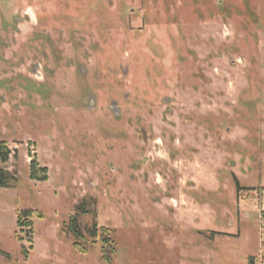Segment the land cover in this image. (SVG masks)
Returning <instances> with one entry per match:
<instances>
[{"label":"rangeland","instance_id":"obj_1","mask_svg":"<svg viewBox=\"0 0 264 264\" xmlns=\"http://www.w3.org/2000/svg\"><path fill=\"white\" fill-rule=\"evenodd\" d=\"M0 140V264H264V0H0Z\"/></svg>","mask_w":264,"mask_h":264},{"label":"trees","instance_id":"obj_2","mask_svg":"<svg viewBox=\"0 0 264 264\" xmlns=\"http://www.w3.org/2000/svg\"><path fill=\"white\" fill-rule=\"evenodd\" d=\"M10 153V150L6 144V142L4 140H0V161L2 162H6L8 155ZM29 179L30 180H35V181H44L47 179V168L41 167L38 165V163L36 162V160L32 159L30 160L29 163ZM9 176L7 174V172H4L3 169L0 167V186L5 187L7 186V181L9 180ZM236 186L237 188H240L238 186L237 180H236ZM31 216V210H25V211H20L17 215V226L20 228H28L30 231L32 232V224L30 220H27L29 217ZM38 217H42L41 214L38 215ZM75 220H70L69 222V227L72 230V234L74 235V237L78 240L83 238V234L76 228H74V224H75ZM96 230L97 227L96 225H93L89 231V233L93 236L96 235ZM102 231V238H101V243H102V249L104 247H106V245L109 248L108 253L104 252L101 253V259L104 260L106 263H110V261H112L113 257H112V253L115 252V247H114V243L113 241L110 239V230L108 228L102 227L101 228ZM21 240V238L19 239ZM75 247L77 248V250L81 251L82 249L79 248L78 246V242H74ZM21 252L24 256L27 255L28 253V249H26L24 246H21Z\"/></svg>","mask_w":264,"mask_h":264}]
</instances>
